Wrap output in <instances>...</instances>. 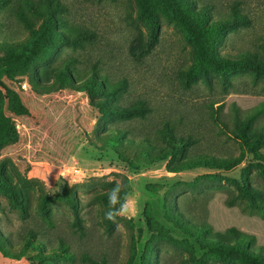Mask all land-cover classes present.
<instances>
[{"label": "rangeland", "instance_id": "1", "mask_svg": "<svg viewBox=\"0 0 264 264\" xmlns=\"http://www.w3.org/2000/svg\"><path fill=\"white\" fill-rule=\"evenodd\" d=\"M23 1L0 0V44L27 37L16 16L23 12L31 18ZM58 1L63 10L57 20L87 31L91 40L81 47H59L35 70L66 63L82 78L94 72L108 83L123 79L127 86L116 103L144 101L148 112L143 119L100 120L85 92L30 90L26 63L49 47L47 34L20 54L0 52V80L18 93L27 111L12 113L0 89V148H14L7 150L8 157L0 154V173L23 195L24 208L20 212L0 184V264H39L31 259L33 250H23L26 240L39 246L43 256L59 254L49 264H193L192 259L258 264L237 249L201 248L193 235L212 237L234 229L252 237L250 248L264 254V216L237 200L242 177L264 195V172L250 162V149L241 148L234 136L250 116V133L264 135V80L243 71L222 88L215 75L210 82L188 78L195 63L192 48L162 18L156 43L135 62L128 45L138 30L145 40L146 30L135 18L134 0ZM189 1L208 10L213 22L228 19L231 9L244 17V24L228 31L216 48L220 56L234 59L248 53L264 61V0ZM34 22L37 26L40 20ZM165 125L175 138L191 141L185 153L189 157L236 158L241 150L244 157L227 171L180 173H169L173 164L166 161L152 165V158L134 157L144 137L164 147L157 132ZM115 130L123 142L134 145L120 147L116 154L103 144ZM258 151L264 155L263 148ZM46 198L50 200L42 210L40 202ZM174 215L189 234L172 224Z\"/></svg>", "mask_w": 264, "mask_h": 264}, {"label": "trees", "instance_id": "2", "mask_svg": "<svg viewBox=\"0 0 264 264\" xmlns=\"http://www.w3.org/2000/svg\"><path fill=\"white\" fill-rule=\"evenodd\" d=\"M134 3L136 7L135 18L144 26L146 38L144 40L143 34L139 30L135 33L127 48V53L131 60L140 61L154 46L159 22L162 18L166 23L174 24L177 30L182 33L185 42L192 48L195 63L188 68V78L199 77L203 81L210 82L209 76L215 75L219 78L222 88H226L229 85L227 80L230 76L243 71H251L264 80V61L256 55L246 53L234 59H228L220 56L216 51L228 31H232L244 24V17H241L234 9H231L232 14L228 19L213 22L208 10L197 9L194 3L189 0H134ZM23 6L26 7L31 18L23 12H18L16 16L27 31V37L23 41L16 43H1L0 52L7 55L20 54L35 38L42 34L49 36L51 39L49 47L40 55L31 57L26 63L25 72L30 90L53 92L71 89L85 92L88 104L96 111L100 120L144 118L148 112L144 101L138 100L126 106H120L116 103L127 86L126 81L123 79L115 83H108L94 72L82 78L75 68L66 66V63L59 68L44 69L37 72L35 67L39 61L44 60L47 62V58L57 51L59 47H81L83 43L91 40V34L82 29L65 27L63 23L57 20L56 16L63 10L58 0H24ZM36 20H40L37 26L34 24ZM261 50L264 53V45ZM49 78L51 81L47 83ZM0 89L6 94L9 110L12 113L27 114L26 108L22 105L16 91L6 87L1 80ZM252 120L253 118L250 116L240 123L236 127L234 136L241 148L246 146L250 149V162L261 166L264 172V155L258 151L261 148L264 149V135L261 133H250ZM171 130L170 126L165 125L161 131L157 132L165 143L164 147H156L147 137H144L137 143L138 151L134 153V157H142V159L152 158L150 160L152 163H149L152 165H159L163 161H166V164H173L168 169L169 173L198 169L227 171L237 166L244 157L242 150L236 158L220 159L200 154L189 157L185 153L191 141L189 139L175 138ZM103 144L116 154L120 147L124 146L126 148L127 146H132V144L134 145L132 141L125 140L123 142V135L116 130L110 131L104 137ZM143 163L142 165H144ZM148 166L147 164L146 167ZM146 167H143V169H146ZM245 173H243L244 176L247 174ZM0 184L10 194V201L23 213L24 208L21 202L23 195L16 194V191L2 173H0ZM238 187L239 195L237 200L243 202L245 208L249 211L264 216V195L252 189L245 177L241 178ZM49 200V198H46L40 202L42 210ZM175 216H170L172 224L188 233L184 223L178 222ZM201 234L193 235L197 238L201 248L211 246L226 250L237 249L247 257L254 258L258 264H264V254L256 253L250 248L253 240L250 236L234 229L216 233L211 235L212 237H202ZM22 248L23 250H33L34 256L31 259L39 264H49L54 258L59 257L58 253L51 256H43L40 247L34 245L30 240H26ZM192 260L193 264H202L200 260ZM89 264H98V262L89 260ZM99 264H104V262L100 261Z\"/></svg>", "mask_w": 264, "mask_h": 264}, {"label": "crops", "instance_id": "3", "mask_svg": "<svg viewBox=\"0 0 264 264\" xmlns=\"http://www.w3.org/2000/svg\"><path fill=\"white\" fill-rule=\"evenodd\" d=\"M0 110H1V108H0ZM13 144H7V145H5V146H2L1 148H0V154H4V156H7V150H9V149H14L13 148V146H12ZM10 147V148H9ZM1 156H3V155H1ZM8 157V156H7Z\"/></svg>", "mask_w": 264, "mask_h": 264}, {"label": "clouds", "instance_id": "4", "mask_svg": "<svg viewBox=\"0 0 264 264\" xmlns=\"http://www.w3.org/2000/svg\"><path fill=\"white\" fill-rule=\"evenodd\" d=\"M108 218L112 219L113 218V214L109 213Z\"/></svg>", "mask_w": 264, "mask_h": 264}]
</instances>
